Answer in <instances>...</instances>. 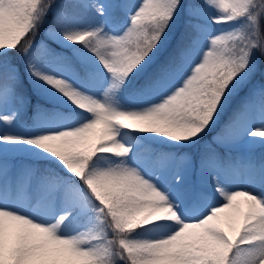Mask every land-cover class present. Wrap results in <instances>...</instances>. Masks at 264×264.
<instances>
[{
  "label": "snow or ice",
  "instance_id": "1",
  "mask_svg": "<svg viewBox=\"0 0 264 264\" xmlns=\"http://www.w3.org/2000/svg\"><path fill=\"white\" fill-rule=\"evenodd\" d=\"M257 147L264 0H0V264H264Z\"/></svg>",
  "mask_w": 264,
  "mask_h": 264
},
{
  "label": "rangeland",
  "instance_id": "2",
  "mask_svg": "<svg viewBox=\"0 0 264 264\" xmlns=\"http://www.w3.org/2000/svg\"><path fill=\"white\" fill-rule=\"evenodd\" d=\"M53 47H56V45H53ZM247 154H248L247 150L245 148H241L238 152H235L233 155L239 156V157H245V156H247Z\"/></svg>",
  "mask_w": 264,
  "mask_h": 264
},
{
  "label": "trees",
  "instance_id": "3",
  "mask_svg": "<svg viewBox=\"0 0 264 264\" xmlns=\"http://www.w3.org/2000/svg\"><path fill=\"white\" fill-rule=\"evenodd\" d=\"M57 50H59V49H57ZM260 150V151H259ZM262 151H264V149H262ZM260 152H261V149H255V154L258 156L259 154H260Z\"/></svg>",
  "mask_w": 264,
  "mask_h": 264
}]
</instances>
